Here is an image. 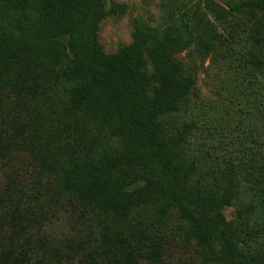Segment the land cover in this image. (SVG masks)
I'll list each match as a JSON object with an SVG mask.
<instances>
[{
	"label": "trees",
	"instance_id": "obj_1",
	"mask_svg": "<svg viewBox=\"0 0 264 264\" xmlns=\"http://www.w3.org/2000/svg\"><path fill=\"white\" fill-rule=\"evenodd\" d=\"M125 9L0 0V264H159L170 242L192 264H264V137L221 154L182 114L185 51L264 74V0H170L107 53L100 23ZM62 210L68 240L48 231Z\"/></svg>",
	"mask_w": 264,
	"mask_h": 264
},
{
	"label": "rangeland",
	"instance_id": "obj_2",
	"mask_svg": "<svg viewBox=\"0 0 264 264\" xmlns=\"http://www.w3.org/2000/svg\"><path fill=\"white\" fill-rule=\"evenodd\" d=\"M112 2L124 4L126 9L123 14H111L100 23L99 40L107 53L116 52L120 46L132 41V22L136 16L154 24L160 23L170 0H109V5ZM183 54L195 69L192 70L196 85L182 114L199 127L196 131L198 141L208 138L215 152L225 154L238 150L241 142L248 143L252 135L264 137L263 120L258 114L264 107V74L248 70L240 60H232L231 56L229 59L220 54L204 57L195 50ZM10 169L0 163V192L6 182L4 172ZM242 208V200L235 199L224 213L228 220H234ZM71 225L62 210L48 224V231L56 240H68L77 234ZM194 253L192 244L183 249L170 242L159 264H192ZM140 264L153 263L143 261Z\"/></svg>",
	"mask_w": 264,
	"mask_h": 264
}]
</instances>
